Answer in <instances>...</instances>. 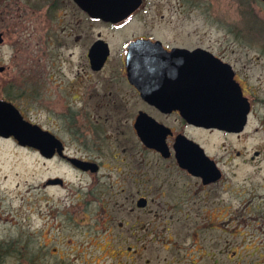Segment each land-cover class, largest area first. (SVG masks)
<instances>
[{"label": "flooded vegetation", "instance_id": "1", "mask_svg": "<svg viewBox=\"0 0 264 264\" xmlns=\"http://www.w3.org/2000/svg\"><path fill=\"white\" fill-rule=\"evenodd\" d=\"M157 7L155 0H141L113 22L89 15L74 0H0V119L17 112L36 130L31 145L0 132V157L9 143L83 179L76 191L81 201H54V188L69 185L58 173L34 187L31 214L44 221L30 236L47 238L44 250L39 245L23 251L19 213L0 199V264H22L23 257L29 264H39V257L43 264H55L54 241L70 244L69 236L92 242L90 247L103 242L106 254L99 260L115 264L121 253L125 264H264V42L253 43L254 56L245 43H236L244 49L243 58L230 59L231 51L219 54L197 44L162 40L152 31L130 32L113 59V34L137 17L144 27L147 19L140 12L153 16L147 13L154 14ZM138 39L159 41L166 52L201 48L228 64L239 96L225 91L224 108H237V123L219 127L183 118L182 113L202 111L198 98L207 93L198 90L196 60L164 58L159 100L143 98L127 70L128 47ZM103 48L106 57L93 69L92 57ZM75 49L87 68L85 81L114 62L111 75L96 77L104 89L84 88L85 81L75 75L73 83L57 90L65 94L54 108L60 110L57 120L26 116L18 82L27 77L23 72L39 68L29 78L38 98L43 67H53L63 52L71 58ZM237 61L239 68L232 63ZM39 129L47 147L35 144ZM104 168L108 173L100 175ZM102 177L106 180L100 184ZM39 205L44 213L39 214ZM62 253L81 258L74 249ZM58 264L73 262L58 257Z\"/></svg>", "mask_w": 264, "mask_h": 264}, {"label": "rangeland", "instance_id": "2", "mask_svg": "<svg viewBox=\"0 0 264 264\" xmlns=\"http://www.w3.org/2000/svg\"><path fill=\"white\" fill-rule=\"evenodd\" d=\"M156 5L161 8L158 9L153 16H147L140 12V17L147 19V24L142 27L141 23L135 22L121 31H116L113 34V59L116 58L120 51V45L131 33L140 34L143 32L152 31L162 40L185 43L187 45L197 44L201 47H209L214 53L227 54L230 59H237L242 57V51L236 46V43H245L244 46L248 48L249 56H254L256 48L253 43L264 42V4L254 0H155ZM157 7V8H158ZM160 10V11H159ZM159 12V13H158ZM152 26V27H151ZM252 45H250V44ZM228 45V46H227ZM242 45V44H241ZM234 46V47H233ZM251 47V48H250ZM75 54L70 58L67 52H63L61 59L56 62L53 67H43L44 77L47 80L44 82V77L40 80L39 96L35 97L34 89L31 87V81L29 78L32 76V72L40 71L32 67L24 68L23 71L30 69L34 71L23 72L27 77L20 80L19 85L23 90L24 97L22 99V105L25 109L26 116L30 118L36 117L39 121H45L46 118H50V121L57 120L55 115L60 110L57 108L60 99L63 100L65 94L61 95L57 92L59 89H65V86L70 82L73 83L75 75L81 77L79 79L84 80L87 68L83 63L81 56H79L78 49L73 51ZM243 58V57H242ZM56 60L47 64L54 63ZM236 68L240 65L237 62H232ZM114 62L110 61L100 75L96 76L103 78L111 75L116 70ZM22 73V76H23ZM96 77L87 79L83 84L84 88L88 86H96V90L104 89L103 82L97 84ZM26 79V80H25ZM44 86L41 87V84ZM62 102V101H61ZM61 107H59L60 109ZM49 110V112H48ZM51 110V112H50ZM107 165V163H104ZM50 173L63 175L68 181L67 188L58 189L54 188V201H60V198L64 201H81L80 197H76V191L80 185L83 184V179L72 169L58 168V165L54 164L49 166L48 163L37 159L33 154L27 150L17 149L12 144H5L4 155L0 157V199L5 202H9L12 208L11 212H18L19 215L16 218V222L20 224V229L23 235L22 237V249L35 250L36 246H42V241L47 239L44 236L32 237L31 231L40 230L41 224L44 220L41 217H35L33 201L36 189L34 187L43 180ZM108 170L103 169L100 175L107 174ZM106 180L105 177L98 179L100 184ZM39 196L41 197V190L39 189ZM45 199L41 197V202ZM48 202V199L46 200ZM39 214L44 213V205H39ZM55 219L54 223H58ZM56 234V231H54ZM39 233V231H37ZM71 243L65 240L54 241L53 251H57L54 261L58 264L59 258H67L71 260L73 264H90L89 261L94 260L92 264H115V260L111 263L106 258L99 260L104 254V243L96 242L94 247H90L86 239H80L77 237H71ZM45 242V241H44ZM99 248L103 252H99ZM81 251L78 255L81 256L80 260H74V253L63 254V251ZM43 246H42V249ZM39 249V252L41 251ZM122 256L123 253H121ZM117 259V264H125V257ZM94 257V258H93ZM41 257L38 258L39 264H43ZM81 262V263H80ZM86 262V263H84ZM22 264H29L28 260L23 257Z\"/></svg>", "mask_w": 264, "mask_h": 264}, {"label": "water", "instance_id": "3", "mask_svg": "<svg viewBox=\"0 0 264 264\" xmlns=\"http://www.w3.org/2000/svg\"><path fill=\"white\" fill-rule=\"evenodd\" d=\"M89 15L105 20L112 19L118 22L135 10L141 0H74ZM264 1V0H263ZM127 55L128 78L139 90L140 95L147 100H159L158 82L160 68L164 65V58H187L197 61L198 90L207 93L199 95L198 106L202 111L185 112L182 116L188 122L204 125L223 127L225 124L235 125L238 121L237 108L226 111L225 91H230V96H239V90L233 81V73L228 64L220 61L207 50L197 48L193 51L174 48L166 52L159 41L138 39L132 42ZM142 52L134 55L133 51ZM101 54L92 57L93 69H99L106 57L104 48ZM195 64V63H193ZM195 76V73L194 75ZM35 126L22 120L16 112L15 116L0 119V132L12 135L23 145H31ZM37 130L34 139L38 147H47V141L42 136L45 132ZM81 166L80 163H76Z\"/></svg>", "mask_w": 264, "mask_h": 264}]
</instances>
